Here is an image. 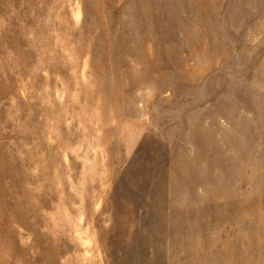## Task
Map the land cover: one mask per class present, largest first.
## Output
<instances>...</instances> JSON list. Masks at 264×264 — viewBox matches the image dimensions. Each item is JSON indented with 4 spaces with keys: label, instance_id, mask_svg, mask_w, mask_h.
<instances>
[{
    "label": "rangeland",
    "instance_id": "obj_1",
    "mask_svg": "<svg viewBox=\"0 0 264 264\" xmlns=\"http://www.w3.org/2000/svg\"><path fill=\"white\" fill-rule=\"evenodd\" d=\"M0 264H264V0H0Z\"/></svg>",
    "mask_w": 264,
    "mask_h": 264
}]
</instances>
